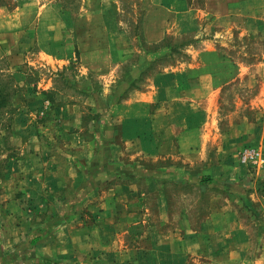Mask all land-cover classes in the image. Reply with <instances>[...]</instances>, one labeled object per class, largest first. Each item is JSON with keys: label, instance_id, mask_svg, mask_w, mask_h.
I'll list each match as a JSON object with an SVG mask.
<instances>
[{"label": "rangeland", "instance_id": "374dc122", "mask_svg": "<svg viewBox=\"0 0 264 264\" xmlns=\"http://www.w3.org/2000/svg\"><path fill=\"white\" fill-rule=\"evenodd\" d=\"M112 1L0 0V264H264V0L227 42L154 44L141 0ZM115 47L131 51L120 72ZM161 72L183 96L205 75L223 85L209 124L191 90L197 154L173 100L161 119L118 113L131 79Z\"/></svg>", "mask_w": 264, "mask_h": 264}, {"label": "crops", "instance_id": "0c3cea01", "mask_svg": "<svg viewBox=\"0 0 264 264\" xmlns=\"http://www.w3.org/2000/svg\"><path fill=\"white\" fill-rule=\"evenodd\" d=\"M118 1L119 0H113L112 2L118 4ZM257 3L258 0H141L142 14L140 17L141 19L139 20L140 33L137 37L141 42L144 41L147 44H154L162 41L165 36L170 34V31L174 30L175 35L172 36L177 37L176 34L185 33L186 35H181L179 37L187 36L186 40L192 43H212L213 41H218L220 43L222 41L227 42L229 26L235 25L237 27L240 24L243 25L244 20L242 17L247 16V13L253 14L252 20L254 19V21L252 24L259 25L261 22H263L260 21V16H255ZM255 19H258V21H255ZM118 24L121 25L122 22L120 21ZM116 29V27L113 29V34L119 33L118 31H115ZM123 31L124 30H122V32ZM218 35L220 40H215V37ZM123 36L127 37L125 34ZM128 52L131 51L122 47H115V51L113 53L116 59H114L115 66L113 70L109 71L120 72V70L117 69L119 64H117L116 61H125V57H127ZM206 54V52L203 53V55ZM198 57L199 52L194 50L192 52L191 59L195 60ZM146 65L147 63L145 62L142 65H139L142 67V69H140L141 67L137 65V68L132 67V70L127 69L126 71L133 75H139L140 73L143 74L146 72ZM163 75V72H161L160 76L156 75L155 73V76L149 80V83H147V78L146 83L143 84L137 81V79L134 81L135 78L131 79L128 83L130 84L129 88L128 84H126L124 87L128 91L127 96L120 106V103L117 105L118 107L124 108V110L122 112L121 110H118V113H122L125 118H128L132 115V111H134L133 115H138L137 121L139 122H147L148 120H151V118L148 116H154L156 119H161V116L165 114L164 111H161L160 109V107L164 104L163 102L165 100L168 101L169 99L173 100V103L171 104L174 105L178 111L177 114H175L177 119L180 118L181 120L183 119L191 121L195 120V125H193L194 131H189L190 137H192V144L185 147L184 152L197 154L201 146L206 144L207 138H209L207 136L209 132L203 131V133H197V131H195L197 129V114L195 112L198 111V105L195 104V102H197L198 98L195 99L194 95L196 93L192 95L191 90L201 89V94H203L202 99L204 100L202 109L205 107V117L207 118L206 121L209 124L208 119H212V117L210 118V113L213 114L214 102L218 99L220 94L219 91H221L223 85L217 87L218 81H216L214 82L215 84L213 86V81L209 75H205L203 76L204 78L201 77L200 81H198V84L189 82L187 94L183 96L176 93L178 90V84L180 83H177L176 81H173L172 83L165 82ZM166 90L168 91L167 93L171 94V97L165 98L164 91ZM153 104L156 105L157 109L153 115H149L146 113V110ZM181 105L185 106L184 115L179 110ZM169 112L172 114L171 111ZM201 134L203 135L204 142L202 140ZM237 136V134L231 135V137ZM184 145H186V143H184ZM193 146H195V148H193ZM196 148H198V150H196ZM163 150H165V148L162 146L155 150V148H152L151 146L144 145L143 147V145H141L137 150L138 152L136 151L135 154L155 153L157 155L156 158H158L159 154H166V152ZM169 152H173V149H171V151L169 150ZM34 240L35 239L31 240V242ZM43 260L45 264H50L53 262L49 258H45Z\"/></svg>", "mask_w": 264, "mask_h": 264}, {"label": "trees", "instance_id": "16d2710c", "mask_svg": "<svg viewBox=\"0 0 264 264\" xmlns=\"http://www.w3.org/2000/svg\"><path fill=\"white\" fill-rule=\"evenodd\" d=\"M5 102H6L5 101V98L4 97H1V99H0V108L4 107L6 105Z\"/></svg>", "mask_w": 264, "mask_h": 264}]
</instances>
